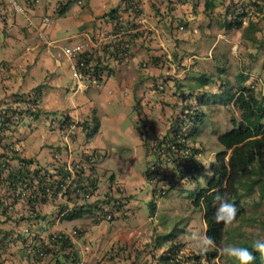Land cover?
<instances>
[{
    "label": "crops",
    "instance_id": "obj_1",
    "mask_svg": "<svg viewBox=\"0 0 264 264\" xmlns=\"http://www.w3.org/2000/svg\"><path fill=\"white\" fill-rule=\"evenodd\" d=\"M18 1L24 7L22 14L12 12L0 0V110L12 105L14 95H28L39 89L40 100L35 106L39 116H24L13 132L0 131V160L6 159L11 166L16 164L14 157L32 160L50 171L52 178L60 173L54 170L55 153L60 155V163L67 166L83 162V154L88 151L102 155L104 161L90 172L84 171L86 185L91 182L94 187L85 199L63 197L37 204L34 200L13 199L10 191L1 186L0 197L4 201L0 206V264H69L64 260L66 256L59 254L40 258L34 247L58 231L71 229L80 231L71 243L78 258L75 264H112L108 254L112 249L117 251L123 241L121 228H126V238L133 240L136 232L118 220H128L133 208L127 192H138L149 185L143 172L151 158L145 155V140L139 130H146V141L151 146L154 138L167 133L171 118L180 113L176 83L191 73L179 72L181 56L178 53L182 40L189 35L183 31L193 28L195 17L190 10L195 1L135 0L139 15L130 17L123 13L122 16L140 30L141 36L131 43L130 56L119 62L111 61L100 87L75 80L70 73V60L55 58L56 49L47 53L34 37L32 26L43 17H50L47 33L51 39L59 40L62 46L80 45L103 57L99 50L114 42L112 36L116 32L115 21L108 13L115 9L121 11L124 0H67L69 4L62 17L56 13L59 0ZM99 42L106 43L100 46ZM160 84L165 90L171 87L170 91H160ZM179 84L184 81L180 80ZM131 114L138 142L133 147L119 143V154L111 155L108 144L116 142H104L103 131L121 133L124 119ZM116 118L121 124L112 122ZM94 120L99 123L98 131L88 137L82 129L83 122ZM69 124H75L76 130L69 131ZM142 157L144 170L137 173L133 163H139ZM118 159L122 164L119 162L116 174L109 166ZM133 182L138 183L137 191L133 190ZM105 200L110 202L102 206ZM114 204H121L122 210L114 213L113 221L93 222L97 206L107 210ZM82 205L91 206L90 214L67 219L71 210ZM85 222H88L86 226ZM153 230L158 232L141 229L138 234ZM156 236L140 243V249L149 245L143 262L154 252L151 245ZM128 258L132 264L137 255ZM135 261L139 262V258Z\"/></svg>",
    "mask_w": 264,
    "mask_h": 264
},
{
    "label": "trees",
    "instance_id": "obj_2",
    "mask_svg": "<svg viewBox=\"0 0 264 264\" xmlns=\"http://www.w3.org/2000/svg\"><path fill=\"white\" fill-rule=\"evenodd\" d=\"M194 1L195 9L198 3L197 0ZM57 4L56 13L62 17L66 13L69 1L59 0ZM217 7L221 8L217 14L216 23L220 31L224 33L240 31L242 41L257 49L263 46L259 35L263 33L261 23L264 21V0H228L227 3L224 0H203L204 14L213 13ZM123 13H128L130 17H137L140 13L137 2L124 0L121 11L115 9L108 13V16L115 21V31L121 26L118 19ZM124 23L136 30L130 36L132 42L141 36L140 30L135 28L136 26L128 18L124 17ZM120 43L121 39L117 38L110 45H105L104 49L99 50L103 57L95 53V65L102 75L107 73L106 71L109 72L108 67L111 61L122 60ZM104 51L109 53L107 65H105ZM246 69H241L236 75L235 87L225 83L219 94L205 90L212 83V77L204 74L191 76L185 73L186 76L181 79L184 84H179L180 80L176 83L180 93L178 96L180 113L175 118H171L167 133L154 138L150 146L146 141V130H139L145 140V155L151 158L143 172L146 182L152 189V201L149 204H153L154 208V202L167 198L174 190L177 194H188L190 205L202 214L204 233L214 237L217 245L206 253L196 251L187 254L183 251L182 244L176 241L179 234L183 233L179 229L178 232L156 236L151 245L154 252L142 264H238L237 261L220 252L219 249L225 244H237L249 248L255 256L251 264H264V253L257 252L252 247V241L258 237L250 236L240 228L241 224L247 220L252 223L258 221L255 214L247 217V202H251L255 207L264 202V81L256 78L247 85L250 74L245 72ZM218 73L223 74L224 69H218ZM39 98V89L28 95H14L12 105H7L0 110V131L13 132L24 116L37 118L39 113L35 110V106L39 103ZM213 103L222 106L230 105L238 115L231 118L230 127L226 131L216 134L215 142L218 148L214 152V161L207 168L198 159L202 152L198 147L197 139L203 134L205 128L203 108ZM83 124L82 129L88 134L86 136L90 137L97 133L99 128L97 120L83 122ZM87 158H83V162L79 163L82 165L80 169H87ZM0 159H2L1 156ZM14 159L16 164L9 165L1 185L8 192L14 191L16 187H27L31 192L43 194L47 187L46 181L51 176L50 171L39 167L32 160L18 157ZM60 161L61 159L55 161V166L57 165L55 171L63 175L58 181L59 184L66 175L64 167L66 164ZM201 173H203L202 180ZM31 182H34V185ZM90 183L89 185L85 183L86 193L89 187L94 191ZM181 187L182 189H179ZM217 191L224 194L237 207V215L231 223H218L213 219L217 207L213 197ZM109 202L110 200H105L101 202V205ZM90 207V205L76 207L69 212L67 219L90 214ZM110 207L107 211L104 207L101 210L104 214L110 212L112 215L122 210L121 204ZM148 247L149 245L144 248L145 252ZM60 248L69 249L70 255L64 256V260H68L69 264H75L78 258L71 244L67 245L66 242ZM42 249L40 243L34 247L38 257L43 252ZM44 252L51 256H56L58 253L52 250ZM108 255V260L112 264H120L123 261L121 252L114 249ZM136 255L138 259L141 254ZM135 260L132 264H137Z\"/></svg>",
    "mask_w": 264,
    "mask_h": 264
},
{
    "label": "rangeland",
    "instance_id": "obj_3",
    "mask_svg": "<svg viewBox=\"0 0 264 264\" xmlns=\"http://www.w3.org/2000/svg\"><path fill=\"white\" fill-rule=\"evenodd\" d=\"M224 1L227 3L228 0ZM197 3L198 6L190 10L192 16L195 17L193 28L183 31L189 35L185 36V39L182 40V45L179 49L180 54L178 53V56H181V63L177 66L178 70H180L179 72L181 73L185 70L186 73L190 72L191 76L204 74L207 77H212V83L205 90L216 94L221 92L225 83H230L235 87L236 75L244 68H247L245 72L250 74V80L246 83L247 85L252 83L256 78L264 81V21L261 23L263 33L259 35L263 46L257 49L242 41L240 31L224 33L218 29L216 23L218 19L217 14L221 11L220 7H217L213 13L204 14L202 11L203 0H197ZM218 69H224V73H218ZM170 88L167 87L165 90L164 87V90L169 92ZM203 112L206 122L203 134L197 139L198 147L201 148L202 152V155H199L198 159L204 167L208 168L209 164L214 161V152L218 148L215 142L216 134L226 131L230 127L231 118L237 117L238 114L230 105L222 106L216 103L203 108ZM141 121L145 122L144 119ZM112 122L121 124V120H118V118L113 119ZM133 124L131 114L127 120L124 119L121 125V133L112 130L103 131L102 138H104V142L107 141V144L109 140L116 142L108 144L111 149V155L115 153L119 154L118 151L121 149L119 143L125 144L126 147H133L138 142V137L132 129ZM107 159L108 157L105 160ZM101 161H104V158ZM119 162L118 159L117 162H114V165L109 166L111 171L116 174L118 173L117 167L119 166ZM121 164L120 162V166ZM144 164L145 158L142 157L139 163H133V167L137 173H141L144 170ZM202 178L203 173L200 174V179L202 180ZM133 184L135 187L133 190L137 191L138 183L133 182ZM179 189H182V187ZM127 195H129L127 199L131 201L133 207L129 211L131 214L126 221L123 219L118 220L136 229V232L134 233L133 240L131 237L126 238L127 232L124 231L126 228H121L123 241L116 248L118 252H121V256L123 257V262H120V264H130L128 257L136 254H141L137 264H142L141 262L146 258L147 252L144 249H140V243H143L144 240L153 239L152 237L155 234L157 236L161 234L166 235L171 232H178L179 229L183 233L179 234L176 241L182 244L183 251L187 254L196 252V250L188 246L185 234L193 231L204 233V223L202 214L190 205L188 194H177L174 190L167 198L154 202V208L153 204H149L151 201L150 185H147L138 192H127ZM247 203V217L255 214L258 221L256 220L257 222L255 223L248 220L243 222L240 226L241 231L246 232L250 236L264 238V202L256 207L251 202ZM88 222H91L90 219H88ZM88 222H85L84 226ZM118 224L121 225V223ZM141 229H156L158 232L155 233L153 230L154 233L146 231L138 234V231ZM105 258L106 255L103 256V259ZM125 259L127 260L125 261Z\"/></svg>",
    "mask_w": 264,
    "mask_h": 264
},
{
    "label": "built area",
    "instance_id": "obj_4",
    "mask_svg": "<svg viewBox=\"0 0 264 264\" xmlns=\"http://www.w3.org/2000/svg\"><path fill=\"white\" fill-rule=\"evenodd\" d=\"M3 3L14 13L22 14L24 7L18 0H2ZM120 27L113 34L112 39L115 41L117 38L121 39L120 48L122 49V58H127L131 53V35L136 31L130 26L125 25L124 17H119ZM51 25L50 17H43L37 25L32 26V32L34 37L41 43L47 53L56 49L54 54L55 58H67L70 60V73L72 77L77 81H85L95 87H100L103 80L102 73H100L95 65V53L84 50L80 45L62 46L61 42L57 39H51L48 36L47 30ZM148 39V37L146 38ZM106 42H99L100 46H104ZM109 59V53L105 54V65ZM111 61V59H110ZM101 77V78H100ZM69 131L76 130L75 124L68 126ZM87 168L91 166L95 161L100 160L102 155L89 154ZM59 159V155L56 156V160ZM92 163V164H91ZM81 164H69L66 167L68 174L65 175L61 184L52 180L49 177L46 181V188L43 194L38 192H31L27 187H17L14 191L10 192V197L17 200H34L37 204H42L48 201H56L60 198H86L90 195V189L88 193L85 192V175L81 172ZM8 165L0 160V187L3 182V177L7 174ZM3 199L0 197V204H3ZM110 214H104L101 208H98L94 214V219L97 221L110 220ZM78 233L75 230L64 231L52 234L47 240L42 242L43 252L40 254V258H44L47 254L44 251L58 252L61 256H68L70 254L69 249H61V245L67 242L70 245L77 237Z\"/></svg>",
    "mask_w": 264,
    "mask_h": 264
},
{
    "label": "clouds",
    "instance_id": "obj_5",
    "mask_svg": "<svg viewBox=\"0 0 264 264\" xmlns=\"http://www.w3.org/2000/svg\"><path fill=\"white\" fill-rule=\"evenodd\" d=\"M159 90L160 91L164 90V85L163 84H160ZM67 129H68V126H67ZM93 153H94V151L85 152L83 154V158H87L86 156H88L89 154H93ZM94 154H96V153H94ZM57 155H59V154L58 153L54 154V156H53L54 161H59L60 160V155H59V159L56 160V156ZM103 158L104 157L102 156V158L100 160L95 161V163H93V164L91 163L92 165L89 166L86 170H81V171H83V174H84V171L85 172H87V171L90 172L91 169L93 167H95L96 164L99 163ZM2 161L5 164H7L8 168H9L10 164L6 160H2ZM64 164H66V163H64ZM74 164H79V163H74ZM86 165H87V163H86ZM66 166H67V164L64 165L65 170H66ZM55 168H56V166L54 167V170H55ZM60 174L61 173L56 174L55 178H52L51 176L50 177L55 182H58L60 180L59 179ZM67 174H68V171L66 170V175ZM5 176L3 177L4 179H5ZM61 176H63V175L61 174ZM90 194H91V192H90ZM67 198H70V197H67ZM75 198H80V197H75ZM213 199L217 203V207L215 209V212H214V215H213V219L216 222H218V223H220V222L226 223V224L227 223H231L235 219V217L237 215V207H236V205L234 203H232L230 200H228L224 194H221L218 191L214 195ZM151 201H152V197H151ZM98 207L96 208V210L98 209ZM101 208H103V207H101ZM96 210L93 212V222H98V223H100V222H110V221H113L115 219L114 214L112 215L109 212L107 214H110L112 216L110 220L97 221V220L94 219V214H95ZM72 230H75L78 233V235H79L80 231H78L77 229L64 230V231H72ZM58 232H60V231H58ZM78 235H77V237H78ZM185 239L188 241V246L191 249H194V250H196L199 253H206L210 248L217 247L214 237L208 235L207 233H201V232L193 231V232H190V233H186L185 234ZM252 247L255 248L257 252L264 253V238H257L255 240H253L252 241ZM219 250H220V252L222 254L226 255L227 257L232 258L234 261H237L238 264H251V262L255 259V256H254L253 252L250 251L249 248L242 247V246H239L237 244H225ZM57 254H59V253H57ZM62 257H64V256H62Z\"/></svg>",
    "mask_w": 264,
    "mask_h": 264
}]
</instances>
